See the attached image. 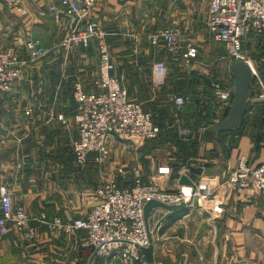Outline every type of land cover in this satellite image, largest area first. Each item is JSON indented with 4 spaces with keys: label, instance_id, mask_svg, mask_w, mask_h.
<instances>
[{
    "label": "crops",
    "instance_id": "0c3cea01",
    "mask_svg": "<svg viewBox=\"0 0 264 264\" xmlns=\"http://www.w3.org/2000/svg\"><path fill=\"white\" fill-rule=\"evenodd\" d=\"M74 2L80 5L81 0ZM209 2L99 0L85 22L95 23L103 39L71 50L59 46L67 19L53 0L25 3L26 16L0 4V51L18 37L37 39L47 51L39 63L27 62L20 81L0 98V188L11 189L12 200L31 217L43 213L49 220L57 216L67 221L96 204L93 191L105 180L132 187L135 171L142 184L163 192L182 186L198 192L220 187L228 199L216 215L185 208L151 211L150 264H264V206L258 192L253 186L239 193L224 185L240 157L253 169L264 163V102L250 101L238 128L213 137L212 122L219 111L209 99L211 85L219 81L231 92L233 78L223 45L203 28ZM53 5L58 18L49 11ZM41 11L44 16L38 15ZM164 29L178 31L183 45L196 49L190 65L163 44L151 45L150 36ZM102 44L113 64L111 76L151 116L160 133L140 145L111 137L108 158L97 163L89 155L80 168L71 153L78 138L72 85L79 81L85 91L101 92L95 82ZM16 49L27 60L24 48ZM262 50L264 39L244 44L264 79ZM178 97L184 100L182 106L175 104ZM84 236L82 231L67 236L39 226L37 239L26 242L11 228L0 237V264H139L90 261L88 251L78 248Z\"/></svg>",
    "mask_w": 264,
    "mask_h": 264
},
{
    "label": "built area",
    "instance_id": "2783aa9c",
    "mask_svg": "<svg viewBox=\"0 0 264 264\" xmlns=\"http://www.w3.org/2000/svg\"><path fill=\"white\" fill-rule=\"evenodd\" d=\"M38 0H0L6 9L26 16L25 3ZM63 11L67 19L65 33L60 47H86L93 39L102 40L101 29L87 21L88 14L99 0H81L76 5L74 0H53ZM55 7L49 11L58 18ZM38 15L44 16L45 12ZM82 22H85L82 24ZM204 30L216 43L224 47L225 55L232 63L246 62L253 74L252 93L249 102H264V79L258 64L244 52L248 38L264 39V0H210L204 19ZM249 39V41L251 40ZM151 45L163 44L185 66L197 57L196 49L190 44L183 45V37L178 31L164 29L150 36ZM16 46H22L27 60H22L16 53ZM184 50V51H183ZM47 51L37 39L18 37L13 46L0 51V98L8 93L21 79L22 69L29 63H39ZM98 78L95 85L101 92H88L79 81L72 85L71 97L74 102L73 121L77 125L78 138L71 144L73 161L77 167H84L89 155L94 154L97 163L104 162L109 156L108 141L111 137L120 140H134L138 145L156 139L160 128L141 106L131 101L124 85L111 76L113 64L105 45L98 47ZM209 98L218 117L212 125H217L226 118L230 108V91L221 82L211 85ZM181 97L175 99L177 106H182ZM220 117V118H219ZM61 119V117H60ZM114 180H105L98 185L93 195L96 204L86 213L71 220H62L57 216L50 220L41 213L31 217L24 207L12 200L13 191L0 188V237L12 228L24 241L33 242L38 237V227L60 235H72L82 231L85 236L78 241V248L89 253L90 261H127L149 264L139 248L151 245V237L145 225L143 208L149 201H156L165 206L183 205L185 209H199L210 215L222 212L228 196L217 189L198 192L192 187H179L174 192H163L154 185H144L135 171L133 186L121 188ZM226 190L244 192L253 186L264 206V163L252 168L245 157H240L235 169L228 173L225 181Z\"/></svg>",
    "mask_w": 264,
    "mask_h": 264
},
{
    "label": "water",
    "instance_id": "95a60500",
    "mask_svg": "<svg viewBox=\"0 0 264 264\" xmlns=\"http://www.w3.org/2000/svg\"><path fill=\"white\" fill-rule=\"evenodd\" d=\"M230 72L233 78V89L230 92V108L227 117L212 130V135L215 139H218L220 134L232 132L239 127L247 112L251 95L250 87L253 83V74L249 65L243 61L233 62L230 66ZM157 208L171 212L184 209V206L179 205L170 207L156 201L147 202L143 208V217L146 227L148 216L153 209ZM139 251L145 256L147 263H152L151 245L147 248H139Z\"/></svg>",
    "mask_w": 264,
    "mask_h": 264
},
{
    "label": "rangeland",
    "instance_id": "374dc122",
    "mask_svg": "<svg viewBox=\"0 0 264 264\" xmlns=\"http://www.w3.org/2000/svg\"><path fill=\"white\" fill-rule=\"evenodd\" d=\"M251 37H249L247 40L249 41ZM72 48L68 49V50H71ZM261 54H263L262 56H264V51L262 50Z\"/></svg>",
    "mask_w": 264,
    "mask_h": 264
},
{
    "label": "trees",
    "instance_id": "16d2710c",
    "mask_svg": "<svg viewBox=\"0 0 264 264\" xmlns=\"http://www.w3.org/2000/svg\"><path fill=\"white\" fill-rule=\"evenodd\" d=\"M259 48L262 49V46H259ZM261 56H262V55H261ZM227 114H228V112L226 113V117H227Z\"/></svg>",
    "mask_w": 264,
    "mask_h": 264
}]
</instances>
